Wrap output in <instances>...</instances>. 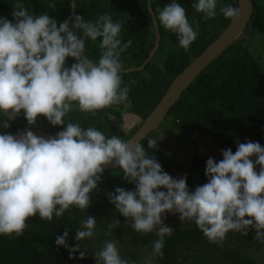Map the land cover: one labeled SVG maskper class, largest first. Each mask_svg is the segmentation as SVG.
<instances>
[{"label": "clouds", "instance_id": "obj_1", "mask_svg": "<svg viewBox=\"0 0 264 264\" xmlns=\"http://www.w3.org/2000/svg\"><path fill=\"white\" fill-rule=\"evenodd\" d=\"M218 4L219 0H194L192 8L205 20L218 13L239 19L238 7L229 4L218 9ZM12 6V20L0 16V127H10L4 116L14 119L21 113L31 126L43 116L52 126L65 127L47 138L30 130L18 136L0 133V236L23 235L30 217L51 222L72 208L86 210L104 166L111 164L134 190L115 187L107 193L109 203L131 221L134 231L155 232L158 237L143 264L163 256L165 237L174 232L164 223L167 214L194 222L213 244L222 246L229 233L247 236L253 229L254 239L264 244V147L259 142L237 141L235 153L222 149L220 161L208 158V182L190 190L186 175L173 178L139 141L107 136L95 126L82 127L65 119L75 110L94 114L128 101L135 82L122 86V54L133 41L123 40V22L106 12L94 21L74 14L71 21L58 25L47 12L34 14L24 0H15ZM158 20L188 52L199 25L194 29L185 7L171 0ZM97 40L100 54L93 60L86 55V44ZM67 58L75 62L68 65ZM159 140L149 139L147 147L157 149ZM119 225V219L109 223L105 235L112 236ZM96 226L97 218L89 215L75 231L74 246L68 243L69 228L55 244L64 247L70 259H85L87 249L81 250L79 242L95 238ZM93 255L96 264H129L114 239L105 240Z\"/></svg>", "mask_w": 264, "mask_h": 264}, {"label": "trees", "instance_id": "obj_2", "mask_svg": "<svg viewBox=\"0 0 264 264\" xmlns=\"http://www.w3.org/2000/svg\"><path fill=\"white\" fill-rule=\"evenodd\" d=\"M14 2L0 0V16L12 20ZM149 2L157 24L159 44L142 70L122 73V86L135 82L131 84L128 101L94 114L75 110L65 117L66 121L80 123L82 127L95 126L107 136L116 135L125 141L129 140L158 104L171 82L232 21L219 13L215 18L205 20L203 13H197L192 8L194 0H178L185 7L190 23L194 22V29L199 25L196 41L185 52L179 47L176 34L165 30L158 20L160 10L171 0ZM251 2L253 13L245 32L252 29L257 37H264V0ZM24 4L34 14L47 12L57 20L58 25L68 17L71 21L74 14L82 15L86 21H94L107 12L114 21H122L123 40L133 41L128 52L122 54L124 70L141 67L155 47L156 29L147 0H75L72 14V0H24ZM229 4L238 7V0H219L218 9ZM244 41L245 38H241L216 57L186 89L159 127L140 141L145 150L154 154L164 171L173 178L186 175L190 190L208 182L205 175L208 157L199 151L202 141L212 143L219 151L231 149L233 153L237 141L259 142L264 147V69L251 54L248 47L250 44ZM99 54V40L95 43L87 42L88 58L98 60ZM74 62L73 58L66 60L68 65ZM126 113L138 120L137 128L132 133L124 126ZM3 118L9 120L10 127H0V133L12 135L24 129H36L55 136L65 127L52 126L43 116L37 118L35 126L28 125L23 113L14 119L8 115ZM168 128L175 133L170 142L178 145L185 154L170 142L159 145L157 149L147 147L149 139L158 138ZM186 159L188 161L185 163ZM113 170L120 171L119 168ZM113 170L103 173L98 188L90 193V205L86 210L72 208L64 216L54 217L51 222L41 220L38 215L30 217L26 221L23 235L0 236V264H86V260L103 247L106 239L121 242L124 245L120 247L121 256L130 259L133 264L139 263L143 252L150 255L152 243L158 239L155 232L137 233L132 229L131 221H125L109 203L107 193L114 192L115 187L134 190V185L123 178L121 171L116 176ZM256 170L259 171L258 166ZM89 215L97 218V235L93 239L79 242L81 250L87 249L85 259H70L68 251L58 247L55 239L69 228L68 243L74 246L75 231ZM166 218V225L173 227L174 232L165 237L163 256L152 257L154 264H260L252 258V254L256 256L261 248V243L254 239V229L249 230L247 236L229 233L221 246L210 243L194 222H181L178 214H168ZM115 219L120 220V225L112 230L113 234L109 237L105 235L107 226ZM255 250L258 252L255 253ZM75 256L78 257L79 253Z\"/></svg>", "mask_w": 264, "mask_h": 264}, {"label": "water", "instance_id": "obj_3", "mask_svg": "<svg viewBox=\"0 0 264 264\" xmlns=\"http://www.w3.org/2000/svg\"><path fill=\"white\" fill-rule=\"evenodd\" d=\"M150 0H147V7L152 18L154 28L156 29V43L153 51L150 53L146 62L137 69H127L123 72L140 71L150 61L153 53L156 51L159 44V34L157 31V24L153 13L150 8ZM75 0H72L71 14L74 12ZM238 8L240 9V17L236 21H231L229 25L218 35V37L198 56L196 57L169 85V88L160 99L158 104L151 111L146 120L140 125L136 132L131 136L129 140L133 142H140L147 135L153 132L162 121L166 118L170 109L179 100L186 89L196 79V77L222 52H224L230 45L234 44L244 34L248 27L249 21L253 13V5L251 0H238ZM70 20L68 17L67 21ZM30 130L37 136H43L45 138L50 137L46 133L36 129H24L13 135L23 134L25 131ZM117 167L113 165L104 166V172L111 171Z\"/></svg>", "mask_w": 264, "mask_h": 264}, {"label": "rangeland", "instance_id": "obj_4", "mask_svg": "<svg viewBox=\"0 0 264 264\" xmlns=\"http://www.w3.org/2000/svg\"><path fill=\"white\" fill-rule=\"evenodd\" d=\"M244 39L245 38V44L249 45V50L251 52V54L254 56V58L260 63L261 67H263L264 69V37L259 36L257 37V33L252 30V29H248L245 34L242 35V37L239 38L240 39ZM250 39V40H249ZM158 62H160L159 59H157ZM138 125V120L136 119V117L134 116H130L129 114L126 113V115H124V126L127 129V131H129L130 133H132ZM161 127V126H160ZM175 133L172 129L168 128L165 132H162L160 134V136L158 137L159 140L158 141V146L163 144V145H167L170 142L171 136H174ZM202 146L201 149L199 150L200 153L204 156H207L208 158H214L217 162L220 161L223 157L221 154V151H219L215 146H213L212 143L208 142V141H202ZM171 145H175L172 142H170ZM176 146V145H175ZM177 149H179L181 151V153L185 154V152L183 150H181L180 148H178L179 146H176ZM188 160H185V163ZM114 171V170H113ZM119 170L114 171L113 173L116 176H119ZM168 215V214H167ZM167 215L164 218V223L166 224L167 221ZM169 217V216H168ZM107 240V239H106ZM96 243H100L98 241H95ZM123 247L124 245L119 242V247ZM260 250L258 252V250H255V253L258 252L256 254V256H254V254H252V258L256 259L258 263L260 264H264V244H261V246L259 245ZM122 250V248H120V251ZM149 256V254H146L145 252H143L140 256V261L137 264H143L144 259ZM129 260V264H133L132 261L130 259ZM86 264H96L94 256H91L90 258H88V260H86L85 262ZM153 264H154V260H153Z\"/></svg>", "mask_w": 264, "mask_h": 264}]
</instances>
